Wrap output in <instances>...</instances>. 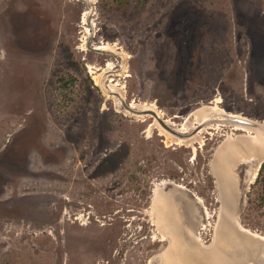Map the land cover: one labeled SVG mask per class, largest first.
I'll return each mask as SVG.
<instances>
[{"label": "rangeland", "instance_id": "obj_1", "mask_svg": "<svg viewBox=\"0 0 264 264\" xmlns=\"http://www.w3.org/2000/svg\"><path fill=\"white\" fill-rule=\"evenodd\" d=\"M109 62L103 86L178 130L202 106L264 123V0H0V264H181L188 235L214 241L215 151L244 131L166 136L102 92ZM64 72L81 98L66 111ZM240 158L226 212L264 237L259 170Z\"/></svg>", "mask_w": 264, "mask_h": 264}, {"label": "bare ground", "instance_id": "obj_2", "mask_svg": "<svg viewBox=\"0 0 264 264\" xmlns=\"http://www.w3.org/2000/svg\"><path fill=\"white\" fill-rule=\"evenodd\" d=\"M98 48L103 50V49H106L107 47H106V45H100ZM112 67H113V64L111 62H109L106 64L104 71H106V72L110 71L113 73V71H111V69H113L114 67L113 68ZM103 74H102L101 78L103 77ZM101 78L99 80H100L101 85L103 86V84H102L103 80H101ZM110 81H113V80L110 79ZM115 85H118V83H115V84L109 83V87L112 89V90H109L111 92V95H109V96L114 97L118 101V98L116 95L120 94L121 91L119 89H118V91H113V90H115V89H113L115 87ZM105 88H108V87L106 86ZM118 103H119V101H118ZM130 105L135 109L139 108L142 110L143 109L155 110L153 107L152 108H150V107L140 108L139 106L137 107L136 105H132V104H130ZM156 112H157V115L160 118H162L161 114L158 111H156ZM217 113H218L217 107L202 106L200 109H197V113L195 115V118H196L197 123H198L201 120H205L206 118L211 117ZM231 115L236 116L235 114H231ZM144 116H149V115H138L135 117H144ZM241 117H244V116H241ZM153 119L157 123L156 119L155 118H153ZM163 121L169 127H173L175 130H178L174 126L169 125L167 120L165 121V119H163ZM256 121L260 122L258 120H256ZM260 123H262V122H260ZM218 124H220V123H218ZM220 125H226V124L221 123ZM157 126L159 127V130L162 131L166 136L168 134L171 137H173L164 128H162L158 123H157ZM226 126L231 127L232 128L231 130L244 131V134H239V135L236 134L235 139L231 138L233 140L230 139L231 141L229 142V144L225 148L219 147L215 151L216 160H215V164H214V170L217 174L219 185H221V186L223 185L222 187H225V188H227L229 186L228 184H230V182L233 183L232 180L228 181L229 178L227 179V176L229 177L230 169H231V166L233 165V163L238 162L239 158L242 157V155H243V157L240 158V160H245L248 163L253 162V161L255 162L254 165L252 164L253 165L252 168H250V169L248 168L249 169L248 175H250L251 179L255 178L256 173L258 171V167H259L260 163L264 160V132H261L259 130H254L252 128H245L243 126H237V125H235V126L226 125ZM208 127H206V128H208ZM196 128H197L196 125L194 126L191 124L189 126L185 125L184 127H182L181 130H178V131L179 132L181 131L184 133H190L193 130H195ZM206 128H203V129H206ZM203 129H201L199 131H197V130L194 131L193 137H195L196 135L201 133L203 131ZM187 130H189V131L187 132ZM233 185H234V183H233ZM227 189H230V188H227ZM229 210L230 211L234 210L232 203L225 205L223 217L229 216L230 213L226 212ZM181 214H183V213H181ZM233 215H234V212H232V214L229 217H231L233 219ZM223 217H222V221L219 222L220 224L217 227L216 235H215L214 241H213L214 243L212 242L210 244V246L199 247L197 244H195L191 240V238H188V237H190L188 235L187 236V238H188L187 242H188L189 247L191 248L194 245L196 247L195 248L192 247L191 249H193V250H191V251L188 249V246L186 248V247H184V245H182V248H180V249L176 248L177 250H179L181 252L180 257L183 259L181 264H237V262H235V260L233 259L232 256H234L233 250H235V248L237 249L238 244L236 243V239L233 238L234 236L231 234V231L229 230V228H226V226L224 225L225 223L223 222L224 221ZM232 219H230L229 222L231 224L233 223L236 225L235 219H234V222L232 221ZM157 223L158 224H165L166 221L162 218V219H159L157 221ZM185 230H186V228H185ZM241 230H243L245 232H249L245 228H241ZM249 233H251V232H249ZM253 236L256 237L257 239L261 240V241L264 240L263 236H258L255 234H253ZM219 237H220V239H219ZM229 239H232L230 241V245H231L230 249L223 245V243L224 244L227 243L226 240H229ZM172 250H174V249H172ZM173 257H175V256H173Z\"/></svg>", "mask_w": 264, "mask_h": 264}, {"label": "water", "instance_id": "obj_3", "mask_svg": "<svg viewBox=\"0 0 264 264\" xmlns=\"http://www.w3.org/2000/svg\"><path fill=\"white\" fill-rule=\"evenodd\" d=\"M91 36H89L85 42V46L87 49L91 51H95L98 53L104 52V50H101L97 47H91ZM120 55V53H118ZM113 73L118 74L120 70L114 69ZM112 75V72L107 71L103 74V77L101 80H103V83L105 81V78L109 77ZM113 79V78H112ZM100 88L102 92L106 95H111V92L109 91L108 88L103 87L100 83ZM119 101V104L123 108V110L127 113H129L132 116H138V115H149L153 118L156 119L157 123L164 128L168 133H170L175 139L181 140V141H186L192 138L194 135V131H199L203 128H206L210 125L213 124H226V125H231V126H243L245 128H252L254 130H259L261 132H264V123L257 122L256 120L247 118V117H239V115L233 116L230 113L226 112H218L217 114L206 118L205 120H201L196 124V129L193 130L190 133H184V132H179L178 130H175L173 127H169L162 118H160L157 115V112L152 109H135L133 108L129 103L125 101V98L122 96V94H117L116 95ZM174 200L177 202H183V199L181 197L178 198V196H174ZM232 219L231 217H225L223 218V222L225 223L224 225L226 228H229L231 231V234L234 236L233 238L236 239V243L238 244L237 249L233 250L234 256L233 259L237 264H264V240H259L256 237L253 236L252 233H247L239 226L237 227L235 224H231L229 221ZM220 239V237H219ZM232 239L226 240L227 243H223V245L227 248H231L230 241ZM225 242V241H224ZM195 248L196 246H192ZM191 247V248H192ZM231 257V258H232ZM232 262V261H231Z\"/></svg>", "mask_w": 264, "mask_h": 264}, {"label": "trees", "instance_id": "obj_4", "mask_svg": "<svg viewBox=\"0 0 264 264\" xmlns=\"http://www.w3.org/2000/svg\"><path fill=\"white\" fill-rule=\"evenodd\" d=\"M77 80L78 77L76 74L70 72L59 73L56 76L55 81L58 90L57 103L62 111H66L70 106L74 105L76 101L81 99H78L76 95L78 92ZM255 182L262 184V190L264 191V161L260 165Z\"/></svg>", "mask_w": 264, "mask_h": 264}, {"label": "flooded vegetation", "instance_id": "obj_5", "mask_svg": "<svg viewBox=\"0 0 264 264\" xmlns=\"http://www.w3.org/2000/svg\"><path fill=\"white\" fill-rule=\"evenodd\" d=\"M210 127V126H209ZM208 127V128H209ZM264 161V160H263ZM262 161V162H263ZM261 162V163H262ZM236 163V162H235ZM235 163H233V165H235ZM261 163H260V165H261ZM260 165H259V167H258V170H259V168H260ZM247 172H248V170H247ZM246 172V173H247ZM257 174V173H256ZM229 178V179H228ZM227 179H228V181L229 180H232L233 181V183L235 184V177L232 175V172H231V169H230V174H229V177L227 176ZM172 180H174V181H176V180H179V178L177 179V178H173ZM233 183L232 182H230V184H228L229 186L227 187V188H230V190H231V188H232V185H233ZM218 188H220V189H222L223 191H226V194H225V197H224V199H225V201H227L225 204H224V202H222L221 203V211H220V218H219V222H221V220H222V217H223V212H224V208H225V205H228L229 203L231 204H233V207H236L235 205H236V201L234 202V198L233 199H231V197H233V195L231 194H229V192H228V190L229 189H227V188H223L221 185H218ZM231 199V200H230ZM230 201V202H229ZM224 207V208H223ZM222 214V215H221ZM235 214V213H234ZM232 221L234 222V215H233V219H232ZM181 231V234H182V230H180ZM184 232V235H185V233L186 234H189V233H187V231L185 230V231H183ZM179 239H180V237H178ZM188 238H191V240L195 243V244H197L196 243V238L194 237V236H192V237H188ZM181 240V239H180ZM187 246H188V249L191 251V250H193V249H191L190 247H189V245H188V243H184V247H186L187 248Z\"/></svg>", "mask_w": 264, "mask_h": 264}]
</instances>
